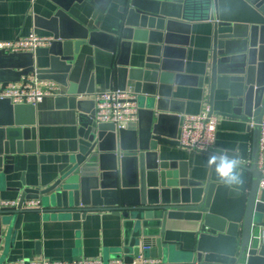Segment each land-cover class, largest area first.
I'll use <instances>...</instances> for the list:
<instances>
[{
    "label": "water",
    "instance_id": "water-1",
    "mask_svg": "<svg viewBox=\"0 0 264 264\" xmlns=\"http://www.w3.org/2000/svg\"><path fill=\"white\" fill-rule=\"evenodd\" d=\"M51 1L57 7L53 16L36 21L53 34L49 67L36 69L31 53L0 51V77L6 70H18L19 76L12 82L34 74L39 80L68 87L81 52L93 47L83 82L101 62L117 78V88L126 89L132 82L134 92L143 96L138 99L140 124L138 129L133 123L117 130L113 124L97 123L94 100L79 99L86 91L70 84L60 101L80 111V139L48 157L57 165V179L43 190L25 187L20 206L41 198L44 206L76 217L101 209L122 215L136 227L134 239L123 251L126 263L144 247L140 241L144 222H161L162 236L156 241L154 256L162 258L174 254V246L163 241L167 221L187 220L202 223L207 230L199 234L195 249L188 253L197 264H264V201L260 199L258 166L264 122V0ZM113 5L118 7L121 21L117 33L111 35L102 31V25ZM202 20L212 23L211 68L203 78L209 86L211 113L254 123L247 192L221 183L214 167L206 180L199 181L190 177L186 162L159 159L161 145H178L184 110L175 108L171 90L188 78L183 65L188 36L192 23ZM133 43L147 47L146 57L141 60L137 53L136 65L131 67ZM175 45L185 48L175 49ZM217 90L229 91L222 101L229 112H214ZM34 107L0 99V191L5 189L13 162L31 152L35 135L29 128L35 124ZM24 213L0 209V226L10 225L15 216L16 225ZM151 251L145 250V255Z\"/></svg>",
    "mask_w": 264,
    "mask_h": 264
},
{
    "label": "crops",
    "instance_id": "crops-1",
    "mask_svg": "<svg viewBox=\"0 0 264 264\" xmlns=\"http://www.w3.org/2000/svg\"><path fill=\"white\" fill-rule=\"evenodd\" d=\"M56 9V5L51 0H0V41L15 40L29 35L32 31L41 36L53 37L48 26L40 25L36 21L37 18L48 21ZM117 9V6H112L110 15L103 22V32L111 35L117 33L121 21V15ZM188 39L189 45L186 47L183 59L184 75L188 78L183 80L184 84L172 86L170 98L176 102L175 108H183L184 113L180 114V117L185 114H200L208 107L212 109L208 82L206 78L203 79L211 68V21L202 20L192 23ZM146 47L147 44L133 43L129 55L131 67L136 65L137 53H140L141 60L146 57ZM174 48L185 47L175 45ZM49 52L50 45H46L32 54L31 59L36 69L49 67ZM93 55V47L88 46L81 52L68 77L69 86L64 87L59 84L62 88L61 96H67L71 89L70 84L79 85V87L81 85L86 94L78 98L86 101L93 100L95 93L117 88V78L112 77V70L102 65L103 62L95 65L93 70L90 69L87 81L83 82L86 62ZM173 60L179 61L176 57H173ZM19 73L18 70H6L0 77L3 81L0 83V89L10 83L23 82L24 77L20 82H12ZM32 77L34 74L26 79ZM132 86L133 83L128 82V88ZM61 96L46 97L34 107L32 118L35 124L29 128L34 129L35 135L29 150L31 152L25 155V159L19 157L13 162V171L6 177L5 189L0 191V205L5 201L20 202L21 193L25 187L43 190L52 185L58 177V170L57 165L50 163L48 157L58 153L61 147L69 148L71 142L80 139V131L83 129L80 123V111L69 107L66 102L61 103ZM137 97L140 111L142 108L139 106L138 99L143 96L137 94ZM228 97L229 91H216L214 112L230 111V107H225L222 102L223 98ZM135 124L138 129L139 116ZM171 125L170 129L173 128ZM180 126L181 124H179V130ZM176 129H178V122ZM253 136L254 129L249 122L219 116L214 151L223 154L224 150H227L229 156H237L243 161L241 175L244 182L242 186L232 187L242 192H247L251 183V174L247 168L253 164ZM209 156L193 153L179 145H161L159 152L160 161L186 162L190 177L199 181L206 180L210 174V168L207 167ZM263 195L264 192H260V199L264 201ZM33 200L41 202V210L25 211L16 225L15 216L10 225L0 226V264L21 259L52 261L124 259L123 251L130 246L136 232L133 221L125 220L122 215L108 209L91 210L76 217L74 213L55 211L44 206L41 198ZM141 231L143 237L140 241L144 248L153 251L151 255L149 252L148 256L156 257L154 256L156 241L162 236L161 222L157 220L144 222ZM203 231L207 230L199 222L168 220L163 232V241L174 246V254L171 256L166 253V257L158 258L171 263H196L197 260H191L188 253L195 249L199 234ZM257 236L258 232L255 230L254 237Z\"/></svg>",
    "mask_w": 264,
    "mask_h": 264
},
{
    "label": "built area",
    "instance_id": "built-area-1",
    "mask_svg": "<svg viewBox=\"0 0 264 264\" xmlns=\"http://www.w3.org/2000/svg\"><path fill=\"white\" fill-rule=\"evenodd\" d=\"M53 37L38 35L32 31L29 35L18 37L11 41H0V51L5 54L31 53L39 48L50 45ZM62 88L52 80H39L36 76L20 83H10L0 89V99H9L15 105L36 106L46 97H60ZM82 97V96H81ZM137 94L132 88H110L94 94L95 102L94 120L99 124H113L117 130L126 129L138 120L139 107ZM180 134L178 145L188 151L202 155H212L217 137L219 116L211 113L208 107L197 115L181 116ZM252 128L254 123L250 122ZM262 136L260 145V158L258 162L262 178L259 192H264V122L261 125ZM19 201H5L0 205L1 210H41L39 200H27L20 207ZM147 248H142L139 255L131 263H126L123 258L109 261L102 259H79L75 261H52L48 259L25 260L21 259L4 264H197V263H171L161 258L145 255Z\"/></svg>",
    "mask_w": 264,
    "mask_h": 264
},
{
    "label": "clouds",
    "instance_id": "clouds-1",
    "mask_svg": "<svg viewBox=\"0 0 264 264\" xmlns=\"http://www.w3.org/2000/svg\"><path fill=\"white\" fill-rule=\"evenodd\" d=\"M243 161L237 156H229L227 150L223 154L213 153L209 156L207 167L215 169L219 181L226 186H242L241 165Z\"/></svg>",
    "mask_w": 264,
    "mask_h": 264
},
{
    "label": "trees",
    "instance_id": "trees-1",
    "mask_svg": "<svg viewBox=\"0 0 264 264\" xmlns=\"http://www.w3.org/2000/svg\"><path fill=\"white\" fill-rule=\"evenodd\" d=\"M264 196V195H263ZM264 198V197H263Z\"/></svg>",
    "mask_w": 264,
    "mask_h": 264
}]
</instances>
